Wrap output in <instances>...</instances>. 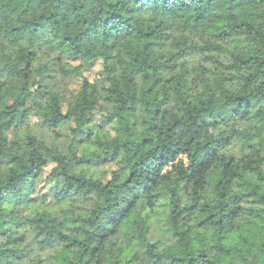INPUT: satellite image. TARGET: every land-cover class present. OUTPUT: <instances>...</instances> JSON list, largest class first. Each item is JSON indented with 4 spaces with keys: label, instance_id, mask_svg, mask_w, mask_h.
<instances>
[{
    "label": "clouds",
    "instance_id": "clouds-1",
    "mask_svg": "<svg viewBox=\"0 0 264 264\" xmlns=\"http://www.w3.org/2000/svg\"><path fill=\"white\" fill-rule=\"evenodd\" d=\"M0 264H264V0H0Z\"/></svg>",
    "mask_w": 264,
    "mask_h": 264
}]
</instances>
